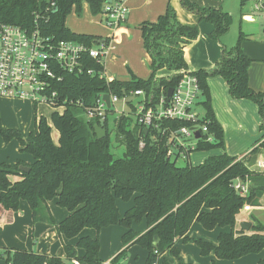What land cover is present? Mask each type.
Returning a JSON list of instances; mask_svg holds the SVG:
<instances>
[{"label": "trees", "instance_id": "16d2710c", "mask_svg": "<svg viewBox=\"0 0 264 264\" xmlns=\"http://www.w3.org/2000/svg\"><path fill=\"white\" fill-rule=\"evenodd\" d=\"M108 0H0V22L35 29L54 39L73 40L94 45L95 35L71 32L64 25L66 15L72 10L80 15L87 4L92 15H99ZM247 0H240L244 5ZM181 5L213 25L211 35L224 34L231 21L228 13L220 8L200 6L191 0H180ZM142 46L148 54L150 74L146 79L131 74L128 80L112 79L106 83L95 75L65 74L60 85L62 97L82 99L90 105L101 92L118 96L142 90L145 97L156 99L161 92L173 88L180 80L182 70H187L184 47L196 38V25L178 21L175 11L167 3L165 11L154 22L140 25ZM246 34L239 32L236 44L222 50L219 61L210 69H198L193 73L200 89L199 105L204 113V122L213 141L199 140L194 149L224 150L223 129L215 117L211 103L208 78L220 76L226 82L229 95L235 99H250L258 105L262 117L260 129L264 130V93L256 92L248 85V67L251 58L242 50ZM87 65L96 70L102 64L87 60ZM161 70L166 71L160 75ZM114 122V123H113ZM50 123L44 116L36 119L35 128L28 136L12 128H5L0 119V136L8 142L18 140L20 151L32 156L29 164L17 160L14 164H0V205L16 211L20 200H25L31 210L33 222L54 225L57 233L67 239L74 238L85 228L100 229L120 225L125 231L120 237L122 249L108 262L100 260L98 236H79L75 245L63 244L65 260L73 258L82 264H119L127 256L128 248L136 244L147 251L144 264H151L157 253L165 251L178 257L175 240L191 241L203 256L211 252L218 259L232 261L241 256L264 251L263 226L256 223L253 232L234 231L236 216L244 205H258L264 193V171L250 169L257 156L264 153V134L245 155L237 157L225 151L206 157L197 165L179 166L167 157L168 145L156 143L149 132L139 125L132 114L120 115L112 120L108 116L103 123L97 119L87 120L83 109L68 103L63 112L52 111ZM105 128L104 137L97 138L94 125ZM163 121L160 127H164ZM189 126L186 121L173 122L172 126ZM124 145L121 157L111 152L112 138L109 132ZM58 132L55 143L51 130ZM143 146L139 147V142ZM191 152V151H190ZM20 165L28 166L21 171ZM11 174L18 179L11 180ZM236 179L247 181V195L238 193L233 184ZM133 199V205L123 214L116 206V199ZM56 199L58 206L68 214L56 222L48 202ZM145 221L143 232L135 231L132 224ZM196 221L206 230L229 227L221 231L215 244L201 238L187 236L191 224ZM156 236V239H154ZM77 248L82 249L79 255ZM6 264H65L62 258L35 253L23 249H3ZM161 264H170L164 257ZM176 264H191L178 259ZM212 264H216L212 261ZM234 264V263H230ZM257 264H264V258Z\"/></svg>", "mask_w": 264, "mask_h": 264}, {"label": "crops", "instance_id": "0c3cea01", "mask_svg": "<svg viewBox=\"0 0 264 264\" xmlns=\"http://www.w3.org/2000/svg\"><path fill=\"white\" fill-rule=\"evenodd\" d=\"M124 1L129 8V13L125 22L116 30H112L113 33L111 37L103 38L102 36L97 35L94 39V44H104L106 46V50L109 47L115 48L116 50H121L122 45L127 42L125 39H129L130 37H132V35H134V30L137 29L139 39L137 41L138 43H135V55L137 57V55H140L139 51H142V54L146 56L148 67L147 70L142 74H136L134 71L133 75H135L136 77L146 79L150 74V59L142 46L141 30L139 27L143 22L156 21L157 17L165 11L168 2L173 7L179 22L190 26L196 24L199 27V34L184 47V59L187 64V69H210L221 58V46L214 40L206 37V34L209 33L212 29V25H208V23H205L204 20H199L198 15L185 9L181 5L180 0ZM191 1L197 3L200 6L220 8L221 10L224 9L222 8V0ZM83 10L88 11L87 4L85 3L83 4ZM243 20L245 22H252V19L249 18V16L246 17V15L244 16ZM100 23L104 25L101 19ZM248 33L249 34H247L246 38L241 43L243 52L251 58V62L247 70L248 85L255 91H264V38L261 36L260 30H257L256 32L251 31ZM115 45H117V48L115 47ZM104 56L103 64L105 69ZM105 72L107 74L106 69ZM166 73L167 72L164 70H161L159 72L160 75H164ZM207 82L210 90L211 103L215 113V117L223 129L224 137V150L216 148L219 152L215 154H219L225 151L229 155L237 156L240 158L245 155L253 146L257 145L258 140L260 139H258L259 135L261 137L264 134V131H258L259 124H261V117H259L257 104L253 103L254 101L250 99L232 98L229 95L226 82L220 76L210 77L208 78ZM3 100H6L5 102H9L10 100L15 101V99L5 98H3ZM2 108L3 107L0 106V115L1 121L5 128L19 127L18 124H10L7 121L5 116L6 112L4 113ZM58 109H60L59 113L63 112V109ZM48 123L51 125L50 121ZM31 131H33L31 130V128L28 129V132ZM56 133V140H53L52 138L55 143L58 140V132L56 131ZM250 143H252V145L249 147ZM20 148L21 146L19 142L17 143L16 141H12L9 143H0V163L6 162L9 164H14L18 159L26 164L31 163L33 161L32 156L28 153L21 152ZM190 156L191 155L189 154L188 159L190 158ZM256 161L257 164H252L250 166V169L264 171V168L258 169L257 166L260 164L264 167L263 152L258 155ZM9 178L11 180H16L18 179V175L11 174ZM115 203L119 213L123 214L133 205V199L131 198L128 201H123L117 198ZM48 206L56 222L60 221L68 214V211L66 209L65 211H63L56 207L58 206L56 203V199H52L51 201H49ZM249 206V210L241 209L237 214L234 231L243 230L246 233H251L253 232L252 226L256 223H259L263 226L262 233L264 234V193L259 197L258 205ZM242 221H247L250 223L249 229H242L240 227V223ZM131 228L135 231L143 232L146 228L145 221L143 220L139 224L133 223ZM83 230L78 236L67 239L57 233L54 225H50L44 222H33L31 210L25 200H20L19 208L16 211L6 210L0 205V252L5 248H18L35 253H44L47 255L57 256L64 259V243L75 245L76 240L79 236L88 235L93 237V234L90 233V231L88 232L86 230ZM106 230H109L113 235L112 240H114V238L117 236V239L121 244L120 237L125 231V228L120 225H110L100 229V231L98 232L100 244L98 256L100 260L103 261V263L108 262L115 254L120 251L119 249H122V246L120 248L117 246L114 247L113 245H115V241H113L111 250L104 253V249L102 248L100 239V232H106ZM229 230V227H215L211 230H206L198 222L194 221L187 231V236L191 238H201L215 244L217 242L218 234L221 231L227 232ZM192 243L193 242L191 241L184 242L182 238H178L175 240L174 244L179 249L178 257L171 255L168 251H165L162 257H166L170 264H176L178 258H180L181 260L192 262L194 264H211L212 260H214L217 264H257V261L259 259L264 258V251L247 254L232 261L218 259L212 252L207 256H201L199 248L195 243H193L194 245H192ZM135 245L136 244H133V246ZM131 247L132 245L128 249H130ZM143 250L144 256L142 258H138V256H134V253H132L130 255H127L126 258L122 260V263L144 264L147 257V251L145 249ZM77 253L81 255L83 253L82 249L77 248Z\"/></svg>", "mask_w": 264, "mask_h": 264}, {"label": "built area", "instance_id": "2783aa9c", "mask_svg": "<svg viewBox=\"0 0 264 264\" xmlns=\"http://www.w3.org/2000/svg\"><path fill=\"white\" fill-rule=\"evenodd\" d=\"M252 7L253 19L260 22V33L264 38V0H254ZM128 13L129 8L124 0H108L99 16L106 27L116 30L125 22ZM105 49L104 44L88 46L78 41L54 39L41 33L38 28L29 29L0 22V98L29 100L34 104L42 103L63 110L68 103H74L83 109L87 120L97 119L100 123L115 112V104L122 100L129 112L122 109L117 116L132 114L146 133L149 132L152 140L168 145L166 155L169 158H188L199 140L213 141L198 104L201 99L198 80L188 70L181 71L182 76L172 88L170 96H167V90L165 93L162 91L156 99L151 95L145 97L142 90L122 96L101 92L90 105H85L82 99L62 97L60 85L64 82L65 74H97L106 83L113 79L104 69ZM87 60L102 64V69L88 66ZM105 93L109 95V106L103 99ZM138 95H142V100L132 105V100ZM163 121H167V124L160 127ZM177 121H186L190 125L172 126ZM142 146L143 141H140L139 147ZM233 186L241 195H247V181L236 179ZM249 208L248 205L242 207L244 210ZM154 252L157 256L151 264H160V255L156 250ZM71 263L82 264L75 258L71 259Z\"/></svg>", "mask_w": 264, "mask_h": 264}, {"label": "rangeland", "instance_id": "374dc122", "mask_svg": "<svg viewBox=\"0 0 264 264\" xmlns=\"http://www.w3.org/2000/svg\"><path fill=\"white\" fill-rule=\"evenodd\" d=\"M222 2H223L222 8H224L223 9L224 12L228 13L231 17V21L228 25L227 31L218 37H214L211 35V32L213 30V25L210 22H207L204 20L205 23H208V25H212V29L210 30L209 33L206 34V37L211 39V40H214L217 44H219L221 46V51L223 49L229 50L236 44L238 34L240 31L247 35V34H249L248 32H251V31L256 32L257 30H260V22L257 19L254 20L253 16H252V13H254L253 7H252L254 0H247L244 5H240V0H222ZM245 15H246V17L249 16V18L252 19V22H245L243 20ZM100 19H101L100 16L92 15L89 12V10L88 11L83 10V12L80 15L75 14V12L72 10L71 12H69L66 15L65 20H64V25L66 28H68L71 32H74V33L92 34L95 36L99 35V36H102L103 38L111 37V35L113 33L112 30L110 28H107L105 25H102L100 23ZM196 26L198 29V33H197V35H198L199 34V27H198V25H196ZM133 34L134 35H132V37H130L129 39H127V38L125 39L128 43L127 42L124 43V45H122L121 50H119V49L116 50L115 48H111V47H109L107 50L105 49L106 50L105 51L106 54L104 56L105 69H106L109 77H111L113 79H118V80H128L129 79L128 77H130L134 71L136 74L137 73L142 74L147 70L148 65H147V61H146V56H144L142 54V51H139L140 55H137V57L135 55V49H136L135 43L139 39V34H138L137 29L134 30ZM255 37H257V36H255ZM122 43H123V39H122ZM115 44H117V43H115ZM115 47L117 48V45H115ZM187 70L189 72L196 71V70H189V69H187ZM213 77H215V76H213ZM256 92L264 93V91H256ZM5 101L3 100V98H0V106L3 107L2 108L3 112L4 113L6 112L5 113L6 119L10 124L15 123V124L19 125V127H17V128H13V127H11V128L18 130L21 133L22 137L28 136V134H29L28 129L31 128V130H34L35 120L39 116H44L47 119V121L49 118V121H50V114L53 110H56V111L58 110V112H60V109H57V108L55 109L54 107H52L50 105H46V104H42V103L41 104H34L29 100H15V101L10 100L9 102L8 101L5 102ZM253 103H255V102H253ZM257 107H258V105H257ZM122 109L126 112L127 111L129 112L128 106L125 105L124 102H122V100H121L115 104V107L113 108V110L115 112L108 117L111 127H112V120L115 117H117V115L119 114L118 111H120ZM198 110L201 111L200 107H198ZM258 113H259V110H258ZM259 117H261L260 113H259ZM0 119H1V115H0ZM261 123H262V117H261ZM1 124L3 127H5L2 123V121H1ZM110 126H109V129H110ZM258 129H259L258 130L259 132L264 131L263 129H260V124H259ZM109 132H110V136L112 138L111 152L113 153V155L115 157H121L124 153V150H125L124 145L115 139L113 130L110 129ZM51 136H52L53 140H56L57 133H56V130L54 128L51 130ZM259 138H260V135H259L258 139ZM12 141H16L18 143V140H16V139H12V140L6 142L0 136V143H9ZM251 145H252V143H250L249 147ZM217 152H219V151L216 148L210 149V150H196V151L190 152L191 156L189 159L187 157L186 158L178 157L177 159H174V157H172L171 160H173V161L175 160V162L179 166H184L188 163L191 165H197L201 161H203L204 158H206L212 154H215ZM1 163H6V162H1ZM7 164H9V163H7ZM255 164H257V161H255L254 165ZM257 166H258V169L264 168L260 164ZM244 182H246V181H244ZM248 189H249V185H248ZM56 207L65 211V209L60 207V206H56ZM44 223H46V222H44ZM50 225H52V224H50ZM84 230H86L88 232L90 231V233L93 234V237L98 236V233L93 228H85ZM100 237H101L100 239H101V243H102V248L104 249V253L111 250V247H112L111 245H113V241H115V245H113L114 247L115 246H117L119 248L121 247V244H120L119 240L117 239V236L114 238V240H112L113 235L111 234V232L109 230H106V232L103 231L102 233L100 232ZM65 244H68V243H65ZM192 245H194V244L192 243ZM132 247H131L132 249L130 248L127 250V255L134 253V256H138V258H142L144 256V252H143L144 250L142 248H140L137 245H135V246L132 245ZM5 249H9V248H5ZM119 250H121V249H119ZM1 254H3V250L0 252V264H5L6 263V256L5 255L1 256ZM201 256H203V255H201ZM59 258H61V257H59ZM161 258H162V256H160V258H159L160 264H161ZM178 259H180V258H178ZM63 260H64L65 264H72L71 260H65V259H63ZM182 261L194 264V263L189 262V261H185V260H182ZM212 261H214V260H212Z\"/></svg>", "mask_w": 264, "mask_h": 264}, {"label": "water", "instance_id": "95a60500", "mask_svg": "<svg viewBox=\"0 0 264 264\" xmlns=\"http://www.w3.org/2000/svg\"><path fill=\"white\" fill-rule=\"evenodd\" d=\"M171 93H172V88L170 87V88L167 89V96H170ZM103 99L105 100L107 106H109V95H108L107 93H105V94L103 95ZM141 100H142V95H138L137 97H135V98L132 100V105H134V104L137 103V102H140ZM94 132H95L97 138H102V137H104L106 130H105V128H103L102 126H100V125H98V124H95V125H94ZM195 135H196V137H197V136H198V133H196ZM19 169H20L21 171H28V170H29V167H28V166H24V165H20V166H19ZM249 226H250V223L247 222V221H242V222L240 223V227H241L242 229H249ZM154 239H156V236H154Z\"/></svg>", "mask_w": 264, "mask_h": 264}, {"label": "bare ground", "instance_id": "6f19581e", "mask_svg": "<svg viewBox=\"0 0 264 264\" xmlns=\"http://www.w3.org/2000/svg\"><path fill=\"white\" fill-rule=\"evenodd\" d=\"M114 123V122H113Z\"/></svg>", "mask_w": 264, "mask_h": 264}]
</instances>
